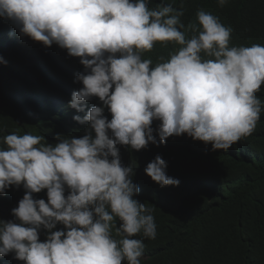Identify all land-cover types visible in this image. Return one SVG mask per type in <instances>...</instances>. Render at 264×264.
I'll return each mask as SVG.
<instances>
[{
  "label": "clouds",
  "instance_id": "9594fccd",
  "mask_svg": "<svg viewBox=\"0 0 264 264\" xmlns=\"http://www.w3.org/2000/svg\"><path fill=\"white\" fill-rule=\"evenodd\" d=\"M182 15L149 0H0V18L22 36L80 58L82 87L69 106L85 112L91 98L101 102L74 117L87 125L80 138L58 135L54 145L30 133L0 138V194L25 189L12 209L16 220H0V256L14 253L24 264H140L145 244L135 237L155 239L157 225L153 209L134 198V169L122 165L117 146L156 144L153 121L161 144L187 134L227 150L252 134L264 111L256 95L264 45L231 46L232 28L202 9L187 29ZM158 42L178 47L153 66L144 54ZM166 168L157 155L144 171L161 187L178 186ZM42 190L47 202L33 198ZM57 224L63 230L53 231Z\"/></svg>",
  "mask_w": 264,
  "mask_h": 264
},
{
  "label": "trees",
  "instance_id": "16d2710c",
  "mask_svg": "<svg viewBox=\"0 0 264 264\" xmlns=\"http://www.w3.org/2000/svg\"><path fill=\"white\" fill-rule=\"evenodd\" d=\"M168 4L183 11L180 20L186 29L197 22L202 9L232 28L231 46L264 45V0H227L223 7L217 0H149L151 8ZM176 47L158 42L144 58L152 59L154 66ZM84 71L79 57L56 44L46 47L22 36L11 21L0 18V138L30 133L54 145L58 135L82 137L87 125L74 117L101 105L93 97L85 112L69 106L73 92L82 87L75 78ZM256 95L264 103V85ZM104 114L111 119L107 109ZM159 123L152 124L156 144L139 151L117 146L122 165L134 169L132 180L139 187L134 198L153 209L157 225L155 239L135 237L145 244L140 264H264V111L252 134L227 150H212L211 144L187 134L161 144L155 131ZM157 155L167 163L166 174L179 180L178 186L161 187L145 173ZM24 195L22 185L0 194V220H16L12 209ZM33 198L47 202L46 190L33 193ZM63 228L57 224L53 231ZM112 234L119 239L115 228ZM47 235L41 229V242ZM0 264L24 262L9 253L0 256Z\"/></svg>",
  "mask_w": 264,
  "mask_h": 264
}]
</instances>
